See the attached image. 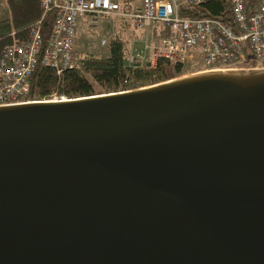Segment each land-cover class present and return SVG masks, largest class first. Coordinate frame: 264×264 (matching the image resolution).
Listing matches in <instances>:
<instances>
[{
	"label": "water",
	"instance_id": "1",
	"mask_svg": "<svg viewBox=\"0 0 264 264\" xmlns=\"http://www.w3.org/2000/svg\"><path fill=\"white\" fill-rule=\"evenodd\" d=\"M0 264H264V68L0 105Z\"/></svg>",
	"mask_w": 264,
	"mask_h": 264
},
{
	"label": "built area",
	"instance_id": "2",
	"mask_svg": "<svg viewBox=\"0 0 264 264\" xmlns=\"http://www.w3.org/2000/svg\"><path fill=\"white\" fill-rule=\"evenodd\" d=\"M203 1L39 0L41 17L30 25L25 38L12 30L10 43L0 53V105L32 100L28 97L30 77L37 64L58 75L73 67L77 19L85 14L94 16L93 24L99 16L114 15L130 19L136 30L159 34L134 46L130 65L148 61L154 67L161 57L171 63H197L194 71L264 68V0H231L236 29L219 19L180 15L182 7ZM52 11L54 18L45 41L41 22ZM105 43L102 38L101 44ZM61 98L67 97L51 99Z\"/></svg>",
	"mask_w": 264,
	"mask_h": 264
},
{
	"label": "trees",
	"instance_id": "3",
	"mask_svg": "<svg viewBox=\"0 0 264 264\" xmlns=\"http://www.w3.org/2000/svg\"><path fill=\"white\" fill-rule=\"evenodd\" d=\"M41 13L39 0L1 2L0 53L10 43L12 30L21 38H25L30 25L41 17ZM179 13L189 18L219 19L236 29L231 0H204L197 5L182 7ZM53 18L52 11L47 13L41 22L45 41L49 36ZM158 36L157 32L151 30V38ZM109 46V56L97 57L87 54L60 75L49 67L37 64L30 77L29 99H51L55 95L73 98L124 91L162 82L189 72L184 64L171 63L161 57L157 59L154 67H150L148 61L141 65H130L127 41L119 34L109 40Z\"/></svg>",
	"mask_w": 264,
	"mask_h": 264
},
{
	"label": "rangeland",
	"instance_id": "4",
	"mask_svg": "<svg viewBox=\"0 0 264 264\" xmlns=\"http://www.w3.org/2000/svg\"><path fill=\"white\" fill-rule=\"evenodd\" d=\"M93 18V15L85 14L77 19L76 39L73 47V62H78L87 54L97 57L109 56V40L116 34L121 35V37L127 41L129 51H131L136 44H139L140 41L150 38V33L136 30L133 27L132 21L125 17L102 15L98 17L97 24L90 22ZM102 38L106 40L105 44H101ZM184 65L189 71L184 74L194 72L191 70H195L197 68L196 66H198L197 63L189 62Z\"/></svg>",
	"mask_w": 264,
	"mask_h": 264
},
{
	"label": "crops",
	"instance_id": "5",
	"mask_svg": "<svg viewBox=\"0 0 264 264\" xmlns=\"http://www.w3.org/2000/svg\"><path fill=\"white\" fill-rule=\"evenodd\" d=\"M5 1H6V0H5ZM5 1H4V0H1L0 3H1V2H5Z\"/></svg>",
	"mask_w": 264,
	"mask_h": 264
}]
</instances>
